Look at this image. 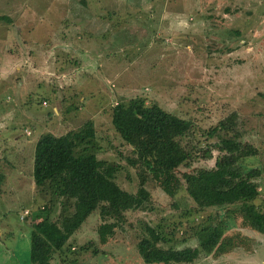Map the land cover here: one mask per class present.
<instances>
[{
	"label": "rangeland",
	"instance_id": "rangeland-1",
	"mask_svg": "<svg viewBox=\"0 0 264 264\" xmlns=\"http://www.w3.org/2000/svg\"><path fill=\"white\" fill-rule=\"evenodd\" d=\"M81 1L90 13L106 5L73 0L76 16ZM63 2L0 0V264H29L31 223L46 202L30 170L42 133L61 135L92 121L98 158L118 165L120 187L136 191L133 153L111 123L116 102L142 97L191 120L183 144L197 155L179 173L213 165L218 137L207 132L235 112L241 139L257 149L246 165L264 173V0H131L115 16L120 23L106 18L95 26L96 36L82 43L87 53L75 49L70 56L45 58L39 52L50 47ZM85 62L90 67L82 69ZM204 151L211 157H202ZM260 181L257 205L264 203V178ZM148 188L145 211L128 212L105 243L97 234L98 215L92 214L52 264H145L136 244L147 224L159 225L170 238L167 246L195 247L190 226L211 214L215 221L225 219L230 245L225 253L201 255L190 264H264V236L234 215L215 209L186 214L192 203L184 191L171 198L155 182ZM25 209L31 217L22 220ZM58 211L57 205L53 218Z\"/></svg>",
	"mask_w": 264,
	"mask_h": 264
},
{
	"label": "trees",
	"instance_id": "trees-1",
	"mask_svg": "<svg viewBox=\"0 0 264 264\" xmlns=\"http://www.w3.org/2000/svg\"><path fill=\"white\" fill-rule=\"evenodd\" d=\"M237 118L232 112L207 132L218 137L214 149L219 154L212 166L179 173L178 169L188 167L197 155V150L183 144V137L192 128L191 120L166 111L156 102L148 104L142 97L116 102L111 123L133 153L129 165L136 168L135 192L118 184V165L98 158L92 121L61 135L42 133L34 147L32 179L46 202L39 209L38 221L31 223L28 263L52 264L54 256L92 214L98 215L97 234L105 243L123 227L128 212L145 211L150 182L171 198L184 191L192 203L184 210L186 214L223 210L264 236V203H254L264 173L259 167L246 165L245 159L257 149L241 139ZM202 155L211 157V152ZM2 178L0 172V182ZM57 205L59 211L53 218ZM27 217H31L30 211ZM214 217L211 214L190 226L191 236L197 240L195 247L167 246L170 238L160 233L159 225L147 224L136 244L139 257L145 264H190L201 255L225 253L231 242L225 236L228 227L224 218L215 221Z\"/></svg>",
	"mask_w": 264,
	"mask_h": 264
},
{
	"label": "crops",
	"instance_id": "crops-1",
	"mask_svg": "<svg viewBox=\"0 0 264 264\" xmlns=\"http://www.w3.org/2000/svg\"><path fill=\"white\" fill-rule=\"evenodd\" d=\"M71 2H73V0H64L62 4L60 19L56 23V25L53 26L52 36L49 38L50 47H47V49L44 50L43 53L39 52L40 54H44L48 56L49 55L56 56L59 54H64L63 56L66 55L70 56L75 54V49L78 52L87 53V50L82 47V43L86 41V38H91L92 36L93 37L96 36L95 35L96 30H94L95 26L97 24L105 23L106 18H108L110 22H113L114 26L120 23L121 20H117L115 16L117 12L122 11L121 7H124L125 6L124 4H126L127 7L130 6L129 2H131V0H115V2L113 1V3L111 2L109 3L107 0H104L107 6L104 4H99L95 8H93L94 11L96 12L91 11V13L87 8H85L82 5L83 1H81V4L78 6L79 9L81 8L80 16H76L77 14L75 12H72L71 8L74 7L71 5ZM100 2L103 1L100 0ZM86 11L88 12V14ZM111 11H114V15H112L113 20L110 17ZM127 11H129V9ZM71 14L76 16L78 19L73 17ZM88 29L92 30L91 31L92 33H88L87 32ZM74 46H76V48H74ZM51 56L49 57L44 56V57L51 58ZM86 67H90V66L85 62V65L84 67H82V69H85ZM49 72L50 70L45 71V73L48 76H50L48 74ZM5 162L7 163V161ZM30 170L32 173V169Z\"/></svg>",
	"mask_w": 264,
	"mask_h": 264
},
{
	"label": "built area",
	"instance_id": "built-area-1",
	"mask_svg": "<svg viewBox=\"0 0 264 264\" xmlns=\"http://www.w3.org/2000/svg\"><path fill=\"white\" fill-rule=\"evenodd\" d=\"M43 104H45L46 105V101H43ZM28 133V132H27ZM29 213V210L28 209H25V211H24V213H22V215H21V219L23 220L25 217H26V215Z\"/></svg>",
	"mask_w": 264,
	"mask_h": 264
}]
</instances>
